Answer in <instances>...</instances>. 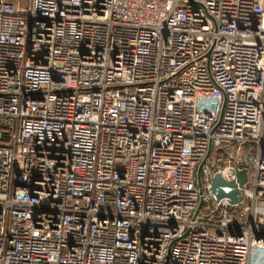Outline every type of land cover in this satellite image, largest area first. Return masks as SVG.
<instances>
[{
	"label": "built area",
	"instance_id": "obj_1",
	"mask_svg": "<svg viewBox=\"0 0 264 264\" xmlns=\"http://www.w3.org/2000/svg\"><path fill=\"white\" fill-rule=\"evenodd\" d=\"M0 264H264V0H0Z\"/></svg>",
	"mask_w": 264,
	"mask_h": 264
},
{
	"label": "water",
	"instance_id": "obj_2",
	"mask_svg": "<svg viewBox=\"0 0 264 264\" xmlns=\"http://www.w3.org/2000/svg\"><path fill=\"white\" fill-rule=\"evenodd\" d=\"M247 162L252 164L251 158ZM248 183V170L238 172L237 182H226L219 173L212 178L211 192L217 201L228 200L232 206H239L243 202L241 190Z\"/></svg>",
	"mask_w": 264,
	"mask_h": 264
}]
</instances>
